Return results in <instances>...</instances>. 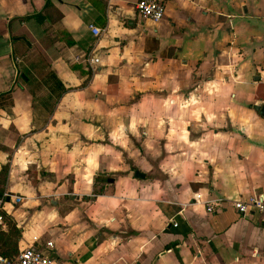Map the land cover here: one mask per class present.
Listing matches in <instances>:
<instances>
[{"label": "crops", "instance_id": "0c3cea01", "mask_svg": "<svg viewBox=\"0 0 264 264\" xmlns=\"http://www.w3.org/2000/svg\"><path fill=\"white\" fill-rule=\"evenodd\" d=\"M96 1L102 24L89 0H0V194L21 195L0 250L264 264V213L232 205L264 199V0H162L156 21Z\"/></svg>", "mask_w": 264, "mask_h": 264}, {"label": "built area", "instance_id": "2783aa9c", "mask_svg": "<svg viewBox=\"0 0 264 264\" xmlns=\"http://www.w3.org/2000/svg\"><path fill=\"white\" fill-rule=\"evenodd\" d=\"M134 8L141 17L153 21L161 18L164 11L162 0H135ZM88 28L94 35H98L102 30L100 27L91 23L88 24ZM74 59L81 62L86 68H93V65L98 62V57L90 52H82L79 56H74ZM197 196L198 194H194L193 198L196 199ZM20 198L21 195L6 191L0 194V229L3 228L5 224L3 213H6L7 205L16 203ZM232 205L240 213L253 210L264 213V199L258 194L250 195L246 199L233 200ZM211 208L209 203L205 205L206 210H211ZM172 224L174 225L175 222L173 221ZM46 243L48 244V241ZM0 264H53V261L48 254L27 245L11 256L0 254Z\"/></svg>", "mask_w": 264, "mask_h": 264}, {"label": "trees", "instance_id": "16d2710c", "mask_svg": "<svg viewBox=\"0 0 264 264\" xmlns=\"http://www.w3.org/2000/svg\"><path fill=\"white\" fill-rule=\"evenodd\" d=\"M89 1H90L94 6H96V7L98 8L99 13H100L99 15H101V22H100V23L102 24V23H103V19H102L103 4H102L101 2H99V1H96V0H89ZM257 86H258V87H263V89H264V83H260V84H258ZM257 97H258L259 99L262 100L263 97H264V95H262V94H258ZM4 167H5V166L3 165V166L1 167V170H3ZM110 180H111V178H110V177H106V176H103V178H102V176H101V177H99V176H95V177H94V181H95V182H99V181L104 182V181H110ZM100 190H102L101 187H99V188L97 189V191H100ZM93 193H95V192L93 191ZM3 214H4V218H5V220H7V221L9 222V224H11L10 220L7 219L5 213H3ZM10 230H11V232H14V231H15L14 226H12V227L10 228ZM166 245H167V243L163 244L162 248H164ZM162 248H161V249H162ZM0 252H1V254H3V255L11 256V255H13V254L16 253V248L13 247L12 245L8 244V245H6V249H2V250H0Z\"/></svg>", "mask_w": 264, "mask_h": 264}, {"label": "water", "instance_id": "95a60500", "mask_svg": "<svg viewBox=\"0 0 264 264\" xmlns=\"http://www.w3.org/2000/svg\"><path fill=\"white\" fill-rule=\"evenodd\" d=\"M255 108L259 110V113L261 115H264V103H260V101L256 102ZM132 174L134 177H138V178H142L144 176V173L137 169H133Z\"/></svg>", "mask_w": 264, "mask_h": 264}]
</instances>
